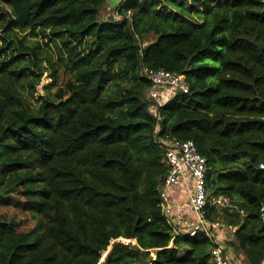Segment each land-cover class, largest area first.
I'll list each match as a JSON object with an SVG mask.
<instances>
[{
  "label": "trees",
  "instance_id": "obj_1",
  "mask_svg": "<svg viewBox=\"0 0 264 264\" xmlns=\"http://www.w3.org/2000/svg\"><path fill=\"white\" fill-rule=\"evenodd\" d=\"M107 2L0 0V264H214L162 213L171 140L205 159L206 201L228 200L205 207L234 230L222 244L264 264V0ZM157 70L188 86L158 117Z\"/></svg>",
  "mask_w": 264,
  "mask_h": 264
},
{
  "label": "built area",
  "instance_id": "obj_2",
  "mask_svg": "<svg viewBox=\"0 0 264 264\" xmlns=\"http://www.w3.org/2000/svg\"><path fill=\"white\" fill-rule=\"evenodd\" d=\"M114 17L116 18V14ZM148 78L151 86L146 92V99L151 104L150 110L153 115H157L158 108L176 94L188 93V86L182 76L157 70L150 72ZM160 147L165 152L164 163L168 168L167 176L159 190L164 217L172 224V212L175 209L177 211L183 209L182 205H172L170 191L184 180L191 182L192 187L187 207L195 216L196 226L188 235L194 236L201 233L214 244L211 251L214 264H236L226 254V247L218 239L217 230L221 229V226L217 223H208L205 219L207 204L219 208L228 205V200L224 197L212 198L209 202L206 201L205 178L207 167L205 159L197 152L192 141H160ZM260 169H264V166L260 165ZM229 229L231 228L229 227ZM179 234L180 231L175 229V235Z\"/></svg>",
  "mask_w": 264,
  "mask_h": 264
},
{
  "label": "crops",
  "instance_id": "obj_3",
  "mask_svg": "<svg viewBox=\"0 0 264 264\" xmlns=\"http://www.w3.org/2000/svg\"><path fill=\"white\" fill-rule=\"evenodd\" d=\"M117 2L118 0L108 1L106 11L109 12L111 9H113L115 5H117ZM191 187V182L184 180L170 191V201L172 205L183 206V209L181 211H177L175 209V211L172 212V225L175 227V229L186 234L191 232L196 226L195 216L193 212H191V210H189L187 207V201L191 192ZM233 231V229L224 227L219 229L217 231L218 239H220L221 242L229 240L232 236ZM226 254L236 264H243V258L236 254L232 249L226 248Z\"/></svg>",
  "mask_w": 264,
  "mask_h": 264
},
{
  "label": "rangeland",
  "instance_id": "obj_4",
  "mask_svg": "<svg viewBox=\"0 0 264 264\" xmlns=\"http://www.w3.org/2000/svg\"><path fill=\"white\" fill-rule=\"evenodd\" d=\"M108 1H110V0H108ZM107 5H108V2H107ZM0 6H1V5H0ZM107 15H108V13H107V12H104L103 15H101V16H102V18H104V17L107 16ZM152 40H153V37H148V38L146 39V42H150V41H152ZM39 41H40V40H39ZM45 42H47V41H45ZM67 81H69V76H68L63 70H59V71H58V79H57V83L55 84L54 87L51 88L50 93H51L52 95H54V94H56V92H57V90H58L59 88L64 89V88H65V85H66V83H67ZM49 84H51V80L49 79V72H44V73L42 74L41 79H40L39 86L36 88L37 92H36L35 96H36V97H37V96H41V95L43 94L44 87L47 86V85H49ZM6 209H11V208H4V207H1V206H0V214H3V213H4V214H6V215L11 216V215H12V209H11V210H6ZM24 218H25L24 216H21V215H19V214H17V215L15 216V219H16V220H23ZM31 226H32V224L27 223L26 226H25V227L22 226L21 229H26L27 227H31ZM122 241L125 242V240H122ZM104 255H105V253L102 255V259H101L100 262L103 261V259H104Z\"/></svg>",
  "mask_w": 264,
  "mask_h": 264
},
{
  "label": "water",
  "instance_id": "obj_5",
  "mask_svg": "<svg viewBox=\"0 0 264 264\" xmlns=\"http://www.w3.org/2000/svg\"><path fill=\"white\" fill-rule=\"evenodd\" d=\"M105 255H106V253H105ZM105 255H104V257H105Z\"/></svg>",
  "mask_w": 264,
  "mask_h": 264
}]
</instances>
